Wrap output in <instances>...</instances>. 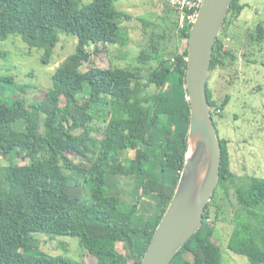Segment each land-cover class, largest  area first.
<instances>
[{
    "label": "trees",
    "instance_id": "1",
    "mask_svg": "<svg viewBox=\"0 0 264 264\" xmlns=\"http://www.w3.org/2000/svg\"><path fill=\"white\" fill-rule=\"evenodd\" d=\"M117 1L93 0L80 8L76 0H0V41L20 36L30 48L43 50L46 65L60 42L59 31L78 38L76 52L60 63L53 88L41 101L13 99L7 95L13 79L0 76V264H86L49 255L38 235L79 238L97 264H141L172 201L190 126L191 27L179 29V20L156 24L161 32L142 50L138 66L112 61L106 66L103 50L108 55V46L130 41L123 20L131 17L116 8ZM245 8L234 1L214 49L211 74L234 65L236 57L224 49V41L230 17ZM257 39L264 40L261 26ZM207 95L213 117H223L230 97L219 105L209 84ZM21 122L22 132L14 127ZM98 125L106 126L102 139L93 134ZM221 146L219 185L204 224L171 264H223L221 246L212 241L211 217L214 223L219 218V207L212 212L218 191L228 195L227 183L235 174L229 142L221 139ZM18 158L26 163H17ZM118 177L137 182L133 204L113 192L111 180ZM235 194L239 209L228 248L252 264H264V179L253 177ZM119 243L127 255L117 250Z\"/></svg>",
    "mask_w": 264,
    "mask_h": 264
},
{
    "label": "rangeland",
    "instance_id": "2",
    "mask_svg": "<svg viewBox=\"0 0 264 264\" xmlns=\"http://www.w3.org/2000/svg\"><path fill=\"white\" fill-rule=\"evenodd\" d=\"M246 8L237 17L231 16L227 27L224 49L231 52L236 61L230 68H218L210 76L209 87L213 99L220 105L227 96L229 105L223 110L224 116L214 117L220 139L229 142L231 169L235 174L227 183L229 194L219 190L214 204L220 208L219 218L214 223L215 241L221 246L223 264H252L246 256L229 250L228 242L235 226V215L239 209L236 188L247 187L253 177L264 179V40L257 41L258 27L264 30V0H240ZM93 0H76L78 7L91 4ZM116 8L130 15L123 20L125 34L130 41L125 46H108L109 54L103 50L106 66L109 61L119 67L138 66V57L142 50L149 49L155 32H161L165 20L167 24L178 21L175 10H167L159 0H118ZM166 12V13H165ZM258 25V26H257ZM224 28V27H223ZM223 31V29H222ZM221 34L219 38H223ZM157 35V34H156ZM60 42L54 50L49 65L42 62L43 50L30 48L20 36L11 35L8 40L0 41V76L10 77L13 82L7 88L13 99H25L27 104L41 101L53 88V75L66 58L76 52L78 38L59 31ZM100 55H98V61ZM89 65L85 63L83 70ZM30 106V105H28ZM23 126V127H22ZM17 131L24 130V124L15 126ZM105 125H99L94 136L103 138ZM135 152H129L134 157ZM75 161L80 159L69 154ZM17 163L26 161L18 158ZM136 181L134 178H113V192H118L122 201L128 205L136 199ZM140 190L138 194H142ZM211 203V202H210ZM42 249L51 256L64 255L86 264H97V260L83 249L76 237L57 236L51 238L38 235ZM117 250L123 255L127 251L122 243Z\"/></svg>",
    "mask_w": 264,
    "mask_h": 264
},
{
    "label": "water",
    "instance_id": "3",
    "mask_svg": "<svg viewBox=\"0 0 264 264\" xmlns=\"http://www.w3.org/2000/svg\"><path fill=\"white\" fill-rule=\"evenodd\" d=\"M235 0H205L188 39L186 88L190 126L183 170L172 201L141 264H171L204 224L219 185L222 146L208 101L213 53Z\"/></svg>",
    "mask_w": 264,
    "mask_h": 264
},
{
    "label": "built area",
    "instance_id": "4",
    "mask_svg": "<svg viewBox=\"0 0 264 264\" xmlns=\"http://www.w3.org/2000/svg\"><path fill=\"white\" fill-rule=\"evenodd\" d=\"M163 5H167L175 10L179 16V29L183 30L187 26H192L197 20L200 8L205 0H159Z\"/></svg>",
    "mask_w": 264,
    "mask_h": 264
},
{
    "label": "crops",
    "instance_id": "5",
    "mask_svg": "<svg viewBox=\"0 0 264 264\" xmlns=\"http://www.w3.org/2000/svg\"><path fill=\"white\" fill-rule=\"evenodd\" d=\"M242 5H245L246 6V4H242Z\"/></svg>",
    "mask_w": 264,
    "mask_h": 264
},
{
    "label": "flooded vegetation",
    "instance_id": "6",
    "mask_svg": "<svg viewBox=\"0 0 264 264\" xmlns=\"http://www.w3.org/2000/svg\"><path fill=\"white\" fill-rule=\"evenodd\" d=\"M258 26V25H257Z\"/></svg>",
    "mask_w": 264,
    "mask_h": 264
}]
</instances>
